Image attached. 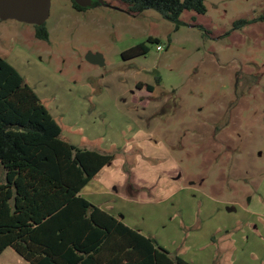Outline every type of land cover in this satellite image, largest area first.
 <instances>
[{"label": "rangeland", "instance_id": "374dc122", "mask_svg": "<svg viewBox=\"0 0 264 264\" xmlns=\"http://www.w3.org/2000/svg\"><path fill=\"white\" fill-rule=\"evenodd\" d=\"M104 1L80 11L71 0H52L48 40L35 35L37 25L0 19V55L73 144L92 146L98 137L101 146H124L132 130H146L145 144L105 153L130 155L126 168L142 148L156 155L142 153L155 165L143 175L178 177L176 198L123 204L160 243L174 250L178 218L198 208L200 233L229 230V240L217 231L218 244L208 247L197 234L208 264H264V0H206L207 12L184 11L179 28L154 9L133 16L121 0ZM242 19L249 22L234 28ZM141 42L148 53L122 56ZM88 52L102 54L105 65L89 62Z\"/></svg>", "mask_w": 264, "mask_h": 264}, {"label": "trees", "instance_id": "16d2710c", "mask_svg": "<svg viewBox=\"0 0 264 264\" xmlns=\"http://www.w3.org/2000/svg\"><path fill=\"white\" fill-rule=\"evenodd\" d=\"M71 1L76 10L87 9ZM121 1L133 16L154 9L176 28L184 11L207 12L206 0ZM248 22L239 20L234 28ZM35 35L48 40L46 24L37 25ZM148 42L159 39L149 36ZM148 51V44L141 42L122 56L129 59ZM137 87L143 88L140 82ZM114 159V153L63 138L48 106L0 55V254L12 248L30 264H193L81 194Z\"/></svg>", "mask_w": 264, "mask_h": 264}, {"label": "crops", "instance_id": "0c3cea01", "mask_svg": "<svg viewBox=\"0 0 264 264\" xmlns=\"http://www.w3.org/2000/svg\"><path fill=\"white\" fill-rule=\"evenodd\" d=\"M132 134V137H130V140H128L124 146L122 144L117 145L115 143H112V141H110L109 144H103L105 146H101L97 143V140L95 141V139L98 137H94L92 138V143L91 141H89L94 147L90 146L89 144L84 146V148L98 150L101 152H111V149L119 151L123 149L125 153H128L138 143L145 144L143 138L149 135L146 130L143 129L141 131L132 130ZM140 150L141 153L136 154V156L134 157V162L127 165L126 168H124V164L128 162V154L126 155L122 152H112L115 154V159L113 160V162L104 166L98 172V174L83 187V189L81 190V194L92 203L98 205L100 208L106 210L111 215L123 221L127 226L139 231L144 235L152 236L157 239V234L155 235V232L150 228H147L148 230H145L146 228L143 227V224L140 222L141 220L135 219V212L129 207V209L126 208L123 204L129 205L130 202L136 201L141 204H149L153 199L168 201L177 197V195L180 193L179 189L182 186H180L181 183L177 180L178 177L168 178V174L166 176L163 174L164 171H156L160 174L158 178L159 181L157 180V177L156 180L154 179L153 181L154 175L149 177L143 175V171H149V169H144L145 167L149 168L155 165H151V163L146 162V160L142 158V153L146 156L151 157H155L156 155L144 153V149L142 150V148H140ZM157 156L158 159L165 160L166 156L168 157L169 155L167 154L165 156V154H161ZM165 163L166 162L163 161L162 165ZM160 165L161 164L158 163L157 167H159ZM138 172L140 173L139 176ZM148 190L150 191L148 192ZM197 210L198 208H196L193 216L188 215L186 219L178 218V229H174L176 235L171 233V236H173V239H171V244L176 245L174 250L168 248L169 246L167 244L160 243L158 239L157 241L163 247L168 249L172 254L180 255L193 264H208L207 260H210V258L208 259V257H202L200 254V249L204 247V244L200 245V243L198 242L199 240L197 239V234L200 233L201 230H203L204 223L201 224L202 220H199ZM234 210H236V208H234ZM175 217L176 214H173L172 220L175 219ZM206 227V229H208L209 224H207ZM217 231H220L219 237L221 240H229V237H227V233L229 232V230L227 228L222 231L220 228H217L215 229V232L211 233L210 231L201 232L199 236L203 233H205L207 236L205 247L211 245L214 246V244L216 243L218 244ZM179 246H184V250L179 252ZM0 264L30 263L27 262L12 248H6L0 254Z\"/></svg>", "mask_w": 264, "mask_h": 264}, {"label": "water", "instance_id": "95a60500", "mask_svg": "<svg viewBox=\"0 0 264 264\" xmlns=\"http://www.w3.org/2000/svg\"><path fill=\"white\" fill-rule=\"evenodd\" d=\"M82 7H92L95 1L106 5L104 0H74ZM52 0H0V19H14L20 22L43 25L50 15ZM86 59L98 65H105L102 54L88 52Z\"/></svg>", "mask_w": 264, "mask_h": 264}, {"label": "built area", "instance_id": "2783aa9c", "mask_svg": "<svg viewBox=\"0 0 264 264\" xmlns=\"http://www.w3.org/2000/svg\"><path fill=\"white\" fill-rule=\"evenodd\" d=\"M157 49L158 50H162L163 49V46L159 44V45H157Z\"/></svg>", "mask_w": 264, "mask_h": 264}]
</instances>
